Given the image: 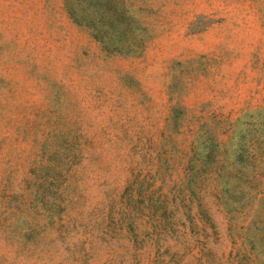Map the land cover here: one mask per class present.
Masks as SVG:
<instances>
[{
	"label": "rangeland",
	"instance_id": "rangeland-1",
	"mask_svg": "<svg viewBox=\"0 0 264 264\" xmlns=\"http://www.w3.org/2000/svg\"><path fill=\"white\" fill-rule=\"evenodd\" d=\"M0 264H264V0H0Z\"/></svg>",
	"mask_w": 264,
	"mask_h": 264
}]
</instances>
